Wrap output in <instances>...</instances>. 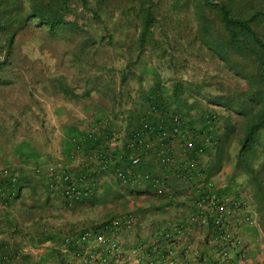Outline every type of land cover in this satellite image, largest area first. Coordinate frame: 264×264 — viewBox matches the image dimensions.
I'll list each match as a JSON object with an SVG mask.
<instances>
[{
  "label": "crops",
  "instance_id": "obj_1",
  "mask_svg": "<svg viewBox=\"0 0 264 264\" xmlns=\"http://www.w3.org/2000/svg\"><path fill=\"white\" fill-rule=\"evenodd\" d=\"M163 102L166 109L180 112L185 116L188 131L205 133L206 128L209 129L210 122L206 112L210 110V103L199 104L197 110L192 108V103L183 99L171 103L169 99H164ZM69 104L78 109L76 116H72L74 112L62 109L59 105L53 108L57 151L52 152V149L45 148L40 153L35 147L29 148L26 154L30 158L26 160L30 161L32 156H37L36 161L32 162L33 167H40L44 173L60 166L62 162L77 175L83 174L86 168L90 167L94 176L85 180L84 187L89 186L91 182H95V186L88 190L86 196L91 201L86 203L91 204L95 199L115 203L119 201L118 207L103 213L100 219L102 221L98 223L90 226L77 225L74 219L71 220L69 214L65 215L63 211L69 212V208H74L71 207L73 204L80 203L83 199L81 195L66 205L58 192L39 184L36 185V194L34 193L31 199L27 198L26 201L22 199L14 205L16 200L22 198V192L29 188L24 185L20 194L14 197L15 200L11 197L1 200L0 264L67 263L73 252L71 243L74 239L71 235L100 224L106 225L105 231L118 242L132 248L138 245L151 247L152 255L146 258L148 264H217L220 261L219 252L206 242L210 235V227L190 220L195 193L190 183L177 174L179 163L194 156L191 145L185 139L177 138L170 143L175 162L162 164L157 160V152L163 151V144L152 126L162 121L165 118L164 114L162 112L147 114L149 104H143L141 107L135 103L123 105L122 101H111L108 105L95 103L84 105L74 101ZM140 129L146 138L152 140L153 145L145 150L142 162L135 170L138 179L132 183H123L114 174L113 167L126 166L125 161L131 154L129 144ZM222 129L223 126L220 127L219 124L216 133ZM89 134L98 135L96 137L100 139V146L95 145V148L86 146L83 149L81 143L87 140L85 137ZM189 134L191 133L188 132V136ZM213 152L214 144L198 155L197 159L203 171L207 173V177H211L212 184L217 186L219 191L231 192L235 196L241 195L242 190L245 191L243 188L245 182L232 165H225L224 160L219 170L211 171ZM103 159H106L107 165L100 168L99 164ZM145 172L151 176H158L168 188L163 192H156L159 183L139 176ZM108 186H114L115 194H107L109 190L104 188ZM125 187L129 189L131 196L129 206L123 199L129 197L128 193H123ZM40 190L41 194H37ZM247 194L249 200L253 202L251 194ZM141 195L147 198L140 200ZM253 206L255 208L254 202ZM256 214L258 217L257 211ZM129 216L130 222L127 221ZM242 234L248 245L245 255L240 257L234 250H230V260L227 263L264 264V232L259 217L257 224L244 226ZM88 248L97 249L98 244L90 242ZM133 259H123L116 264H147ZM74 262L80 260L76 258Z\"/></svg>",
  "mask_w": 264,
  "mask_h": 264
},
{
  "label": "rangeland",
  "instance_id": "obj_2",
  "mask_svg": "<svg viewBox=\"0 0 264 264\" xmlns=\"http://www.w3.org/2000/svg\"><path fill=\"white\" fill-rule=\"evenodd\" d=\"M90 1L93 5V0ZM124 1L113 0L114 6L101 8L100 17L95 18L80 0H72L78 7L77 21L84 22L80 29L69 27L50 34L45 26L37 25L35 19L18 29L11 51L0 66V167L30 171L37 156L27 161L30 158L27 149L35 147L40 153L45 148L57 151L53 108L58 105L76 116L78 109L70 102L108 105L117 95L115 99L123 105L135 103L142 107L153 100L156 85L169 103L183 99L197 110L199 104L210 103V108L220 117V126L224 118H229L235 130L224 164L234 167L244 118L218 104L212 106L210 98L225 89L244 88L245 79L200 42L199 17L193 5L174 9L170 0H157L154 42L148 44L138 58L133 55L130 67H125L129 52L124 44L136 32L133 24L121 15L120 5ZM90 34L96 37L94 44L80 50L78 43ZM4 52L0 51V59ZM121 70L126 75L123 82ZM62 82H68L73 90L65 92L60 88ZM173 83L180 84L181 90L176 95L171 91ZM87 88L90 90L86 91ZM262 134L264 138V131ZM258 155L255 166L262 158L260 148ZM238 174L245 182L242 192L250 193L247 177ZM105 189L109 190L107 194L116 192L114 186ZM22 193V198L14 205L34 195L27 189ZM123 193H128L129 197L123 199L129 206V189L125 187ZM37 194H41V190ZM144 198L147 197H139ZM118 202L95 199L89 204L82 201L63 214H69L77 225L90 226L102 221V214L117 208Z\"/></svg>",
  "mask_w": 264,
  "mask_h": 264
},
{
  "label": "trees",
  "instance_id": "obj_3",
  "mask_svg": "<svg viewBox=\"0 0 264 264\" xmlns=\"http://www.w3.org/2000/svg\"><path fill=\"white\" fill-rule=\"evenodd\" d=\"M112 1L93 0V5H91L90 0H80V3L83 7L91 10L95 18H99V10L111 5L114 6ZM157 2V0H125L120 5L121 15L133 24L136 32V35L124 44L127 52H129L125 67H130V63L134 61L132 60L133 55L138 58L147 45L154 42V26L158 21L156 16ZM170 2L174 9L187 7L190 3L193 5L199 17L200 42L216 53L236 75L238 74L245 79L246 86L244 88L225 89L212 96L210 100L213 104L223 106L227 110H233L244 118V128L236 153L234 170L247 177L250 194L258 212L260 226L264 232V138L262 134L264 131V0H170ZM72 3V0H0V51H5L3 58L0 59V66L4 65L11 51L18 29L30 19H35L37 25L45 26L50 34H55L58 30L69 27L80 29L84 22L77 21L78 7ZM95 39L96 37L90 34L84 41L78 43V48L80 50H85L86 47L89 49L94 44ZM125 77V71L121 70V82L124 81ZM159 87L156 85L154 88L153 100L157 101L161 108H165L163 105L164 98ZM60 88L65 92L73 90L68 82H62ZM87 90L90 89L87 88ZM180 90V84L173 83L171 90L173 94L176 95ZM116 97L117 95H114L112 98L114 102L117 101ZM211 112V108L206 112L208 120ZM223 123V129L219 133H216L217 127L211 130L206 128L205 130L209 134L214 132L213 135L215 136L211 171H217L221 168L223 161L228 156L229 143L233 139L234 124L227 117L224 118ZM200 133L203 134L204 132ZM96 136L98 135L89 134L86 136L87 140L83 144L81 143L83 149L86 146H90V148H95V145L100 146V139ZM191 147L194 151V147ZM259 148L262 152V158L258 166H255L254 160L259 156ZM105 160L103 159L102 163L99 164L100 168L106 167L107 164L105 167L102 166ZM125 162L127 166L129 159ZM115 168L117 167H113L114 170ZM12 171L17 174L14 197L20 194L22 187H25L24 185L29 186L27 189L31 194H34L36 185L41 184L46 189L58 192L67 205L70 203H68L65 193V186L70 183V180H74L78 189L81 190L79 195L83 198L82 200L87 198L84 202L91 201L86 196L90 188L84 187L85 180L87 181L88 178L94 176L90 167L86 168L84 172L82 171L83 174L81 175L74 174L64 162L60 166L46 171V173L38 166L32 167L30 171L23 168L20 169V172L14 168ZM65 176L67 177L65 178ZM0 180L2 183L9 182L7 176L1 177ZM51 183H55L56 186L53 187ZM5 197L13 196L6 194L2 196V199ZM75 206L76 204H73L71 207ZM209 227L211 228V226ZM91 228L93 227L82 229L78 233ZM93 229L103 230L107 228L106 225L100 224L94 226ZM71 245L73 250L82 251L84 242L79 245L72 241ZM147 252L152 255L151 247L148 248ZM68 261L69 264H85L84 262H74L73 257Z\"/></svg>",
  "mask_w": 264,
  "mask_h": 264
},
{
  "label": "built area",
  "instance_id": "obj_4",
  "mask_svg": "<svg viewBox=\"0 0 264 264\" xmlns=\"http://www.w3.org/2000/svg\"><path fill=\"white\" fill-rule=\"evenodd\" d=\"M212 106H215V104H212ZM156 112H162L165 116L162 121L152 126L163 144V151L157 152V160L162 164L175 162L174 151L170 143L177 138L185 139L194 147V156L181 161L177 166L178 176L190 183L191 189L195 193L190 220L199 225L211 226L210 235L207 237L206 242L219 252L220 261L217 264H231L227 263L230 260V250H234L236 255H240V257L244 256L247 251L248 245L242 234L244 226L258 223L253 202L249 200L248 194L245 192L235 196L231 192L219 191L217 186L212 184L211 177H207L203 171L197 158L198 155L204 153L209 146L214 144L215 136L213 133L205 132L201 134L188 131L187 121L182 113L161 108L157 101L151 100L147 107V114ZM210 119V130L219 126L220 117L214 110L210 114ZM188 132L191 133L190 136H188ZM152 145V140L146 138L141 129L136 132L129 144L131 154L129 155L128 165L124 168L117 167L114 170V174L121 182L132 183L138 179L135 170L141 164L145 150L152 147ZM106 163L105 160L102 166L105 167ZM4 176L8 177L9 182L2 183L0 180V203H2L3 195L14 196L16 190L17 174L12 171L11 167H0V178ZM139 176L159 183L156 186V192L158 193L168 188L158 176H151L147 172L139 174ZM51 185L56 186L55 183H51ZM94 186L95 182H91L88 187L93 188ZM65 193L67 194L68 203H71L81 194V190L78 189L74 180H70V183L65 186ZM127 221H131V216L127 218ZM105 230L88 229L71 235L77 244L80 245L84 242L82 251L73 250V259L77 258L85 264H116L127 258H134L133 260L147 263L146 258L149 255L147 246L138 245L132 248L115 240ZM90 242H96L98 248L89 249L88 244Z\"/></svg>",
  "mask_w": 264,
  "mask_h": 264
}]
</instances>
